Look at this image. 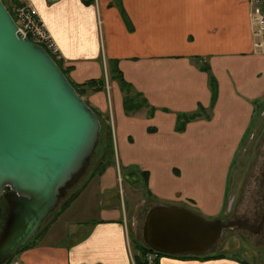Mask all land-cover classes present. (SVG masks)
Segmentation results:
<instances>
[{"label": "crops", "instance_id": "obj_1", "mask_svg": "<svg viewBox=\"0 0 264 264\" xmlns=\"http://www.w3.org/2000/svg\"><path fill=\"white\" fill-rule=\"evenodd\" d=\"M23 2L36 9L71 83H99L81 97L110 125L116 159L8 264H135L130 235L136 240L148 209L139 183L157 205L207 219L230 214L241 195L229 189L231 169L264 105V51L248 0ZM120 80L144 102L134 112L125 110ZM200 109L176 128L180 114ZM158 264L245 262L165 254Z\"/></svg>", "mask_w": 264, "mask_h": 264}, {"label": "water", "instance_id": "obj_2", "mask_svg": "<svg viewBox=\"0 0 264 264\" xmlns=\"http://www.w3.org/2000/svg\"><path fill=\"white\" fill-rule=\"evenodd\" d=\"M95 111L46 50L23 36L0 0V196L9 212L0 264L37 232L59 190L82 168L100 131ZM225 226L179 205L150 207L142 241L152 251L203 255Z\"/></svg>", "mask_w": 264, "mask_h": 264}, {"label": "rangeland", "instance_id": "obj_3", "mask_svg": "<svg viewBox=\"0 0 264 264\" xmlns=\"http://www.w3.org/2000/svg\"><path fill=\"white\" fill-rule=\"evenodd\" d=\"M3 3H4V5L8 6L10 12L12 13V17L14 19L13 8H12L11 4L7 1H3ZM263 37H264V35H263ZM131 92L133 93L134 91H131ZM138 100H139V102L141 101L140 98ZM262 111H264V105H262L261 111L259 110V108L256 109V114L253 118L251 131L249 132L248 136L245 138L242 149L244 148L246 142L248 141L249 137L251 136V134L253 132L258 133L264 129V116H260V118L258 117L259 113H261ZM257 117L259 118V120ZM107 118H108V116H107ZM103 121H104V119H103ZM257 121H259V124H257ZM104 124L108 126L109 132H111L109 134L111 135V138L113 140L112 129H110L111 128L110 125L105 121H104ZM107 136H108V131L104 130L103 131V137L105 138L106 144H107ZM251 144H252V142H249V146L246 149V151L243 154V157L241 159H239L240 155L238 154L239 158L235 159L234 165L231 169L230 178H229V189L234 191V192H238L240 190L241 193L240 192L239 193L241 195H240L239 199L237 198L235 200L233 207H232V211L230 214L221 215V216L216 218V219L221 220L224 226H225V223L227 222V220H230V219L234 218L235 216H238L241 214L248 215L249 213H251L254 210L253 207L257 206L258 208L260 207L262 209V203L257 201V204L255 205L254 200H253L255 198V196L253 194L254 188H253L252 180L250 178L251 174L249 172V164H250L249 149L251 147ZM104 149L105 148H104L103 141H102V144L99 142L96 146H94L92 152L86 158L81 170L76 175H74L71 178V180L68 181L64 190L62 191V197L60 199L58 198L56 206L54 207V209L50 212V214L47 216V218L44 220V222L40 226L44 227L46 224H48L49 221H51V219L53 218V216L55 214L53 211L58 209V207L61 205L63 200L68 195H70L74 190H76L78 188V186L83 181H85L93 173H95L94 172L95 168L98 166V162L100 161L102 154L105 151ZM113 158H114L113 159V164H114L115 159H116L115 155H113ZM247 171H248V175H246ZM95 175H97V172L94 174V176ZM241 175H243V176H241ZM243 180H246V182L244 184H243ZM259 187H260V190H259L258 194L263 195L264 189H262V187L260 185H259ZM138 189H139V198H140L139 200L140 201L144 200L145 203L144 202L143 203L146 206H148V209L152 206L157 205L156 202H154L153 200H151L148 197L143 183H139ZM5 193L6 192H4L0 196V220L2 219V216L5 218V219L3 218L2 223L0 221V234L4 228L5 221H6L8 212H9V203L5 198ZM247 195H250V197L248 199H247ZM122 202L123 201L120 200V204H122ZM226 202H228V199ZM125 203H126L127 208L129 210L130 206H129L128 202L125 201ZM183 207H185V206H183ZM258 211H259L258 213L263 212V210L260 211V209H258ZM143 220H144V218H143ZM143 220H142V222H143ZM3 221H4V223H3ZM142 222L139 225V229H138V233H137L138 236L136 237V240L133 239L130 235V245H131V248L133 250H136V248L139 247L141 243H143L142 236H141ZM204 254L205 255L220 254V255L225 256V257L237 258L239 260L244 261L246 264H264V237H260V238L252 237L248 234V232L244 231L243 229H241L240 231H236V232H232L231 229L226 230L223 233V235L221 236V238L219 239L218 243L215 246H213L212 248H210ZM13 257H14V255H13ZM11 258H9L8 260L4 261L1 264H8L9 261L12 260Z\"/></svg>", "mask_w": 264, "mask_h": 264}, {"label": "trees", "instance_id": "obj_4", "mask_svg": "<svg viewBox=\"0 0 264 264\" xmlns=\"http://www.w3.org/2000/svg\"><path fill=\"white\" fill-rule=\"evenodd\" d=\"M84 1H87V0H84ZM15 2H16V0H15ZM13 3H14V0H13ZM6 8L9 11V13L12 15V13L10 12L8 6H6ZM263 9H264V5H263ZM38 44L41 45L43 48H45L46 52L53 58V60L57 63L58 67L61 69V71L68 78L67 73H66V69L63 67V63H62L61 59L58 58L54 53H52V51L47 47L46 44H44V43H38ZM199 67L201 69H203V70H209L208 65L206 64V62H201L199 64ZM68 80H69V78H68ZM70 83H71V81H70ZM71 84L73 85V87L75 88V90L79 94V96H82L83 93L87 90V88H91L92 90H95V89H97L99 87V86H97V85H99V83L94 81V80H89L88 82H86L85 84H86L87 87H85V88L82 85L73 84V83H71ZM209 86H210V88L212 90L213 97H214L215 92H216V80H215V78L213 76H209ZM120 87H121V90H123V93H124V107H125V110L127 112H134L138 108L143 106L144 102L142 101L140 95H138L135 92L132 93L131 92V87H129V85L125 81L120 80ZM139 98L141 99L140 102L138 100ZM201 115H203L202 109L198 110L197 112H193V113H189V114H180L179 118L177 120L176 128L180 129L183 126V124H185L188 120L194 119V118H196L198 116H201ZM98 118H99L101 127H100V131L98 133V137H97V141H96L95 146L99 142L102 144V141H103L104 148H105L104 150L105 151L103 152L102 157H101L100 161L98 162V166L95 168L94 172L95 173L97 172V174L101 173L104 170V168H106L107 166L113 164V159H114L113 155H115L113 140L111 138V135L109 134L111 132H109L108 126L104 124L103 119L100 118L99 116H98ZM104 130L108 131L107 144L105 142V138L103 137V131ZM95 173H93L90 177L94 176ZM146 176H147V173L144 172L143 173L144 182L146 181ZM83 182L78 186V188L76 190H74L70 195H68L63 200V202L58 207V209L53 211L55 214H54L52 219L57 218L70 205V203L78 196L80 191L87 184L86 183L87 181H85L84 183ZM65 186L61 187L60 190H59V199L62 197V191L64 190ZM47 216L44 218V220L47 218ZM3 218L4 217L2 216V219L0 220L1 223H2ZM44 220H43V222H44ZM3 223H4V221H3ZM47 228H48L47 224L44 227L40 226L39 229L37 230V232L35 233V235L23 247H21L16 253L24 250L25 248L33 246L35 244V241L41 236V234H43L47 230ZM136 251H137V253L133 254V258H134L135 264H149L147 262V259H146V254L149 253V252H154V251L150 250V248L148 246H146L144 243H141L140 246L136 248ZM156 254H157V257L154 260L153 264H158V256L165 255V253H160V252H156ZM167 255H170V254H167ZM172 256L179 257V258H197V259H201V258L210 259V258L223 257L220 254H217V255H205V254H203V255H172ZM12 258H13V256H12Z\"/></svg>", "mask_w": 264, "mask_h": 264}, {"label": "built area", "instance_id": "obj_5", "mask_svg": "<svg viewBox=\"0 0 264 264\" xmlns=\"http://www.w3.org/2000/svg\"><path fill=\"white\" fill-rule=\"evenodd\" d=\"M7 1L13 8L14 21L18 27V31L25 37L30 38L34 42L44 43L58 58H61L56 45L49 37V34L38 16L36 9L30 5H27L23 0H1ZM251 6V17L254 21L256 28L254 34L261 39L259 46L264 51V0H248ZM156 251L146 254V259L149 264H153L156 259ZM17 261L14 262L16 264Z\"/></svg>", "mask_w": 264, "mask_h": 264}, {"label": "flooded vegetation", "instance_id": "obj_6", "mask_svg": "<svg viewBox=\"0 0 264 264\" xmlns=\"http://www.w3.org/2000/svg\"><path fill=\"white\" fill-rule=\"evenodd\" d=\"M250 138V142H252V144L249 149V172H253V183L255 187L253 193L255 198L253 200L255 205L257 204V201L261 202L262 209L256 206L253 207L254 210L248 215L241 214L230 220H227L222 235L226 230L231 229L232 232H236L243 229L252 237H264V194H261L262 196L258 194L260 190L259 185L264 187V129L258 133L251 134ZM5 192H7V190H5ZM258 209H260V211L263 210V212L258 213Z\"/></svg>", "mask_w": 264, "mask_h": 264}, {"label": "bare ground", "instance_id": "obj_7", "mask_svg": "<svg viewBox=\"0 0 264 264\" xmlns=\"http://www.w3.org/2000/svg\"><path fill=\"white\" fill-rule=\"evenodd\" d=\"M45 49V48H44Z\"/></svg>", "mask_w": 264, "mask_h": 264}]
</instances>
